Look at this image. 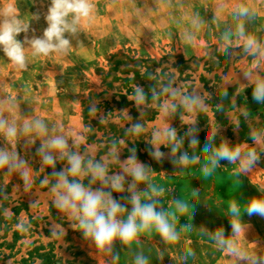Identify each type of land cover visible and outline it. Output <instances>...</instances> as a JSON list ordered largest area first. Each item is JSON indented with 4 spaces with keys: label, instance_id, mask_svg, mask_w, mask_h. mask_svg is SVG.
<instances>
[{
    "label": "rangeland",
    "instance_id": "374dc122",
    "mask_svg": "<svg viewBox=\"0 0 264 264\" xmlns=\"http://www.w3.org/2000/svg\"><path fill=\"white\" fill-rule=\"evenodd\" d=\"M90 2L92 10L77 31L64 34L67 52L43 56L32 54L31 41L48 28L52 0H0V24L19 23L16 39L27 65L19 69L0 46V118L18 128L12 140L0 133V149L15 151L30 177L26 185L21 170L0 168V264H135L138 255L147 264H264V217L246 212L252 200H264V102L253 99L257 81L264 82V56L248 55L235 35L223 38L242 21L245 34L264 45V0ZM240 5L249 9L248 16H236ZM72 19L70 14L67 20ZM166 88L180 95L173 100ZM137 89L145 97L142 103L136 102ZM183 96H199L204 108L187 111ZM165 101L175 110L164 112ZM36 119L47 125V134L20 131L25 121ZM135 124L143 128L139 134L132 131ZM165 128L182 141L175 153L167 138L153 141V134ZM253 134L260 136L259 143ZM57 135L85 164L105 165L109 177L124 175V191H112L127 209L121 219L131 210L133 191L142 203L151 202V196L157 211L170 214L178 239L166 241L152 229L130 245L116 239L111 251L98 248L54 203L55 173L67 172V157L53 151L52 167L38 149ZM193 138L199 143L191 144ZM223 142L230 148L246 146L244 151L254 148L257 161L247 171L239 170V160L213 166L204 145L211 149ZM157 148L159 158L153 155ZM185 153L196 162L181 163ZM132 156L144 165L148 179L130 189L133 179L123 165ZM205 165L211 169L207 175ZM90 181L88 175L82 183L93 190L102 187ZM149 185L161 194L153 196ZM176 201L187 211H178ZM233 203L238 216L230 211ZM233 220L241 225L238 234ZM220 231L247 258L227 255L215 239Z\"/></svg>",
    "mask_w": 264,
    "mask_h": 264
},
{
    "label": "clouds",
    "instance_id": "9594fccd",
    "mask_svg": "<svg viewBox=\"0 0 264 264\" xmlns=\"http://www.w3.org/2000/svg\"><path fill=\"white\" fill-rule=\"evenodd\" d=\"M92 4L90 0H52V7L50 14L47 17L49 26L45 30L43 37L34 38L31 41L32 54L47 56L53 52H67L70 47V42L65 38V32L75 33L77 31V23L82 17H88ZM72 14L73 19L71 22L67 17ZM249 15V9L240 5L236 11L237 17H246ZM21 31L19 23L13 20H5L0 24V46L6 56L16 65L19 69L26 68L25 51L21 43L16 39V35ZM230 35L238 37L237 46L243 43L244 51L251 56H264V45L256 40L252 35H246L243 22L236 25L235 33H225V41L229 40ZM255 66V65H254ZM165 92H170L171 98L175 100L180 93L174 89H164ZM154 94L153 99H156ZM145 97L140 89H137L136 102L142 103ZM253 99L256 102H264V82L257 81L256 88L253 92ZM180 103L186 108L187 111L193 112L197 108H204V102L199 96H183ZM171 108L173 111L176 108L175 104L165 101L162 105L164 112ZM20 131L27 135L35 131L38 135L47 134V125L41 119L34 121H25ZM132 131L139 134L143 131L140 124L133 125ZM0 133H3L9 140L14 139L18 134V128L15 122H8L0 118ZM167 138L169 141L174 142L172 151L175 153L182 144V141L176 140V132L174 129L165 128L162 132H155L153 134L154 143H158L161 137ZM211 139V137H208ZM253 139L259 143L260 136L253 134ZM199 141L193 138L191 144H198ZM246 146H236L230 148L226 142L221 143L218 147L210 149L209 144H205L203 151L209 152L211 150L212 156L210 158L213 166L217 165L220 160H227L231 163L240 161L239 170L247 171L252 164H254L258 156L254 148H248L244 151ZM55 151L59 153V158L67 157L68 169L67 172H56L55 176L58 178L51 191L55 197L54 203L62 212L68 213L71 219L76 220L77 227L84 232L86 237H91L98 248L105 251H111V246L114 240L119 239L124 244H131L136 241L138 235L145 231L155 229L166 241H175L178 239L177 232L172 223L169 222V213L165 211H157L158 201L152 200L151 202L142 203L141 195L133 191L130 197L132 205L131 210L128 212L126 219H121V215L127 211L124 205L118 202L112 196V191H124V175L116 174L111 177L108 176L107 167L101 163H94L88 160L87 164L84 163L83 157L78 153L70 154L68 152V142L65 137L61 135L54 136L45 140L41 147L38 149L39 154L42 156L43 163L54 167L56 157L51 153ZM243 153V155H242ZM159 158L162 153L159 148L153 153ZM197 158L191 161L185 153L180 156L181 163H195ZM7 167L9 171L21 170L20 174L27 185L29 183V171L26 167V162L20 159L19 155L15 152H9L0 149V168ZM205 175L209 174L211 169L205 165L203 168ZM123 172L132 177L133 183L130 189L134 188L136 184L147 181V173L144 165L137 161L135 156L129 159L123 165ZM91 176V183L97 181L102 185L101 188L93 190L91 187H85L82 180L85 176ZM68 176L73 177L71 181ZM108 187L111 191H105L104 188ZM153 196H159L154 187H151ZM176 208L181 213L187 211V205L181 201H176ZM230 211L234 216L239 215L238 206L233 203L230 206ZM249 216L259 215L264 217V200H252L246 209ZM174 219V217H173ZM18 229L23 228V224L17 225ZM232 229L235 233L241 232V225L236 221H232ZM217 243L224 248L227 255L245 257L239 248L231 240L223 238V232H217L215 235ZM115 259V258H114ZM135 264H147L146 258L137 256Z\"/></svg>",
    "mask_w": 264,
    "mask_h": 264
}]
</instances>
